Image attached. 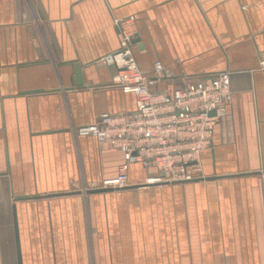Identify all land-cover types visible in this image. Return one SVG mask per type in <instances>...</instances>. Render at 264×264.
I'll return each mask as SVG.
<instances>
[{"label": "crops", "instance_id": "0c3cea01", "mask_svg": "<svg viewBox=\"0 0 264 264\" xmlns=\"http://www.w3.org/2000/svg\"><path fill=\"white\" fill-rule=\"evenodd\" d=\"M128 15L141 70L159 60L169 85L229 70L230 110L201 151L202 179L72 190L121 161L73 128L134 109L98 62ZM260 62L264 0H0V264H17L12 204L21 264H264ZM145 172L131 164L129 181Z\"/></svg>", "mask_w": 264, "mask_h": 264}, {"label": "built area", "instance_id": "2783aa9c", "mask_svg": "<svg viewBox=\"0 0 264 264\" xmlns=\"http://www.w3.org/2000/svg\"><path fill=\"white\" fill-rule=\"evenodd\" d=\"M118 46L98 62L112 69L111 85L134 96L128 112H100L73 132L93 136L102 146L121 154L117 172L97 181L74 182L72 190H118L129 186L153 187L186 183L204 177L201 151L209 147L213 129L229 113L232 102L230 71L185 78L174 85L169 70L159 61L150 71L138 66L133 54L137 36L134 15L116 18ZM264 67V62H260ZM165 82L164 87H158ZM140 164L145 175L128 178L129 166ZM260 174L264 176V170Z\"/></svg>", "mask_w": 264, "mask_h": 264}, {"label": "water", "instance_id": "95a60500", "mask_svg": "<svg viewBox=\"0 0 264 264\" xmlns=\"http://www.w3.org/2000/svg\"><path fill=\"white\" fill-rule=\"evenodd\" d=\"M138 41V37L136 36L133 39V43ZM75 83L77 85L81 84V78H80V69L78 66H75ZM90 192H96V191H104V190H88ZM19 198H28V197H15L14 200H17ZM12 221H13V228H14V235H15V252H16V258H17V264H21V249H20V242L18 238V231H17V218H16V210H15V204H12Z\"/></svg>", "mask_w": 264, "mask_h": 264}, {"label": "rangeland", "instance_id": "374dc122", "mask_svg": "<svg viewBox=\"0 0 264 264\" xmlns=\"http://www.w3.org/2000/svg\"><path fill=\"white\" fill-rule=\"evenodd\" d=\"M0 246H1V248H3V243L0 242Z\"/></svg>", "mask_w": 264, "mask_h": 264}]
</instances>
